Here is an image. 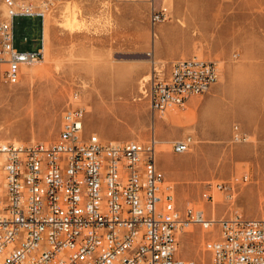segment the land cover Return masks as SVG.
<instances>
[{
    "label": "rangeland",
    "instance_id": "rangeland-1",
    "mask_svg": "<svg viewBox=\"0 0 264 264\" xmlns=\"http://www.w3.org/2000/svg\"><path fill=\"white\" fill-rule=\"evenodd\" d=\"M151 2L167 6L170 16L153 24ZM47 13L44 57L26 63L16 84L0 78V139L53 141L78 92L87 133L104 141H143L155 131L165 148L158 154L164 192L170 185L179 208L212 214V199L202 195L207 191L217 218L264 216V147L239 131L238 110L229 113L225 100L233 86L238 109V85L234 78L229 84V66L236 69L243 60L247 72L264 67V0H59ZM41 21V16H15L19 50L40 47ZM194 56L220 62L218 81L185 106L153 115L147 99L140 98L153 66L164 77L176 59ZM187 134L194 137L190 150L174 152L173 142ZM218 182L223 191L215 187ZM205 234L197 227L183 233L179 254L208 264Z\"/></svg>",
    "mask_w": 264,
    "mask_h": 264
},
{
    "label": "built area",
    "instance_id": "built-area-1",
    "mask_svg": "<svg viewBox=\"0 0 264 264\" xmlns=\"http://www.w3.org/2000/svg\"><path fill=\"white\" fill-rule=\"evenodd\" d=\"M58 1L0 0L3 82L18 83L22 64L44 57L43 39L35 50L15 46V16L44 20ZM169 16L167 6L151 2L153 24ZM220 71L218 60L196 56L176 59L164 77L154 65L141 98L153 115H163L208 92ZM85 114L75 92L53 141L0 140V264H197L178 252L190 227L206 233L208 264H264V216L217 218L179 208L170 185L164 192L156 133L143 141H104L86 132ZM193 144L187 134L172 148L183 153ZM215 187L225 189L222 182Z\"/></svg>",
    "mask_w": 264,
    "mask_h": 264
},
{
    "label": "crops",
    "instance_id": "crops-1",
    "mask_svg": "<svg viewBox=\"0 0 264 264\" xmlns=\"http://www.w3.org/2000/svg\"><path fill=\"white\" fill-rule=\"evenodd\" d=\"M44 34L45 21L42 19L39 36L41 41L42 39L44 41ZM228 76L229 84L234 78L238 85V121L243 130L239 131L245 135L248 132L255 136L257 138L255 146L261 149L264 147V67L258 72L255 66L253 72H247L246 62L243 63V60H239L236 69H233L232 66L228 67ZM212 108H210L212 110L211 117L214 114Z\"/></svg>",
    "mask_w": 264,
    "mask_h": 264
},
{
    "label": "bare ground",
    "instance_id": "bare-ground-1",
    "mask_svg": "<svg viewBox=\"0 0 264 264\" xmlns=\"http://www.w3.org/2000/svg\"><path fill=\"white\" fill-rule=\"evenodd\" d=\"M49 13H45V16H44V21H45V17H46V15H48ZM48 34H49V31H48V27L46 26V24H45V34H44V36H45V38H44V41H43V49H42V51H43V54L46 52V50H47V46H48V43H47V37H48ZM197 57V56H196ZM199 58V57H198ZM200 59H202V58H200ZM26 63H29V62H25V63H23L22 64V71H23V66L24 65H26ZM28 66V65H27ZM27 73H31V71H32V69H31V67H27ZM147 76V75H146ZM145 78V77H144ZM3 79V78H2ZM148 79V78H147ZM230 84L231 85H233V80L230 82ZM232 88L230 89V91H229V95H228V97L226 98V103H227V109H228V111H229V113H232V112H234V111H237L238 109H237V106H236V104H235V102H234V97H233V86H231ZM142 88H143V86H142ZM140 98H141V96H140ZM191 98H193V97H191ZM190 98V99H191ZM4 99V98H3ZM171 109H176V108H174V107H170L169 109H167V111L163 114V116L164 115H166ZM155 132V131H154ZM0 140H2V139H0ZM5 141V140H4ZM47 142H50V141H47ZM160 145V140H159V144H158V151H164L165 150V148L164 147H162V145L161 146H159ZM166 146V145H165ZM165 176V175H164ZM212 215H214V216H216V208H215V200H214V197H213V199H212ZM202 209V208H201ZM205 209V208H204ZM194 227H192V228H189V230L188 231H190L191 229H193ZM204 232V231H203ZM178 252H179V250H178Z\"/></svg>",
    "mask_w": 264,
    "mask_h": 264
}]
</instances>
